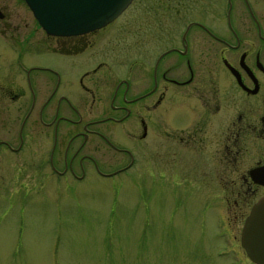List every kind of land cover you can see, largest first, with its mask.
Returning a JSON list of instances; mask_svg holds the SVG:
<instances>
[{
  "label": "flooded vegetation",
  "instance_id": "flooded-vegetation-1",
  "mask_svg": "<svg viewBox=\"0 0 264 264\" xmlns=\"http://www.w3.org/2000/svg\"><path fill=\"white\" fill-rule=\"evenodd\" d=\"M5 3L0 162L24 160L53 190H84L135 161L145 173L201 178L220 195L210 238L235 241L254 264L239 238L264 195V0H161L159 11L130 14L127 49L113 21L41 38Z\"/></svg>",
  "mask_w": 264,
  "mask_h": 264
},
{
  "label": "rangeland",
  "instance_id": "rangeland-1",
  "mask_svg": "<svg viewBox=\"0 0 264 264\" xmlns=\"http://www.w3.org/2000/svg\"><path fill=\"white\" fill-rule=\"evenodd\" d=\"M160 6L134 0L109 25L119 27V47L127 49L130 14ZM3 11L33 25L22 0H6ZM21 160L0 162V264H243L235 241L210 238L220 195L201 178L145 173L135 161L113 179L93 177L84 190H53L33 182Z\"/></svg>",
  "mask_w": 264,
  "mask_h": 264
},
{
  "label": "water",
  "instance_id": "water-1",
  "mask_svg": "<svg viewBox=\"0 0 264 264\" xmlns=\"http://www.w3.org/2000/svg\"><path fill=\"white\" fill-rule=\"evenodd\" d=\"M131 0H23L41 30L73 36L99 29L116 18ZM256 171L252 180L257 182ZM240 246L254 264H264V195L250 207L241 226Z\"/></svg>",
  "mask_w": 264,
  "mask_h": 264
}]
</instances>
